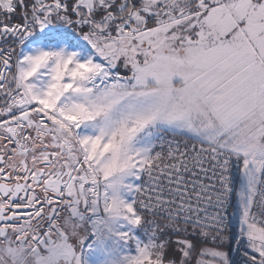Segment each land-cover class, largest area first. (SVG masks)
<instances>
[{
  "label": "snow or ice",
  "instance_id": "6c2138e0",
  "mask_svg": "<svg viewBox=\"0 0 264 264\" xmlns=\"http://www.w3.org/2000/svg\"><path fill=\"white\" fill-rule=\"evenodd\" d=\"M0 264H264V0H0Z\"/></svg>",
  "mask_w": 264,
  "mask_h": 264
}]
</instances>
